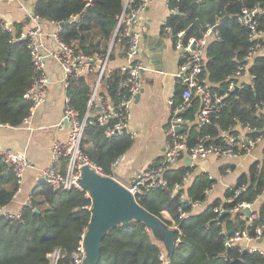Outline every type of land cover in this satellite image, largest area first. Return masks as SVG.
<instances>
[{"label":"trees","instance_id":"obj_1","mask_svg":"<svg viewBox=\"0 0 264 264\" xmlns=\"http://www.w3.org/2000/svg\"><path fill=\"white\" fill-rule=\"evenodd\" d=\"M128 5L126 7V4ZM170 8L177 7L167 22L177 34L185 30V37H202L208 26H216L218 36L210 39L207 60L201 79L223 98L219 111L210 123L195 122L202 102L194 96L186 116L192 121L185 127L190 143L207 136L212 142H223L222 131L235 132L238 124H249L250 136L264 133V53H259L248 67L253 76L245 86L228 91L234 81L232 75L243 64L244 56L255 44L249 29L238 16L243 7L258 8V27L264 30V0H168ZM141 0H37L34 12L43 19L63 22L60 38L76 52L87 55L109 54V61L116 55L125 57L128 40L123 37L120 17L125 9L138 8ZM79 15V20L73 17ZM1 21V20H0ZM9 31L0 26V123L19 126L30 113L31 102L24 97L36 74L27 39H14L22 31ZM114 41V42H113ZM113 42V44H112ZM263 45V39H259ZM117 48L119 51H117ZM95 76L96 77V72ZM125 77L121 67H116L104 80V90L115 101L122 92ZM94 80L82 75L69 80L67 93L71 104L85 114ZM181 90L176 101H181ZM133 137L123 133L107 137L104 127L88 122L85 128L84 150L91 161L105 175L114 176L116 161L132 146ZM188 178L186 179V177ZM168 184L137 196V201L158 216L167 225L177 224L179 241L171 257L173 264H231L242 258L243 264H264V256L257 252L244 253L238 243L228 247L225 240L237 229L254 233L264 214V201L257 218L247 220L245 214L233 209L241 202H253L264 192V158L254 162L249 171L241 174L227 188L223 198L208 201L207 188L216 180L207 172H195L192 165L180 163L166 171ZM18 189L13 166L0 155V206L14 199ZM32 196V206L23 212L25 222L18 218L0 215V264H50L49 254L56 248L62 250L61 264H70L82 233L92 217V199L85 190H63L41 181ZM182 195L186 198L182 197ZM231 199V201H229ZM189 201H202L205 205L192 210ZM39 211H34V208ZM219 208L220 210H216ZM170 214L167 218L164 212ZM181 211H187L181 217ZM255 213V212H253ZM164 246L158 243L143 221L132 219L113 227L103 239L98 264H159L158 255Z\"/></svg>","mask_w":264,"mask_h":264},{"label":"built area","instance_id":"obj_2","mask_svg":"<svg viewBox=\"0 0 264 264\" xmlns=\"http://www.w3.org/2000/svg\"><path fill=\"white\" fill-rule=\"evenodd\" d=\"M149 2L150 0H141V5L138 8H131L130 12L126 14L127 2L119 20V26L121 24L123 26L121 35L128 40V46L125 54V64L122 67L125 77L121 83L122 92L118 101L113 100L103 87L104 80L111 75L114 69L110 66L109 61L111 48L105 54L95 53L87 55L82 52L78 53L70 44L60 38V32L64 26L61 25L62 22H54L55 29L48 32L47 36L56 42V47L46 52L42 39V36L45 34L43 29L44 19L35 12L28 13L26 16V19L30 23L29 27L14 34V39H27L36 74L32 84L24 94V97L31 102L30 113L24 122L29 121L35 109L47 101L49 77L45 67L49 56H52L61 64L65 72L67 86L71 78L82 76L86 71H95L97 74L84 115L71 104L70 96L67 95L62 119L67 125V137L65 139L56 138L53 140L51 160L41 170L42 180L52 187L63 190L75 188L85 190L81 183L83 177L82 168L85 165H89L97 172L104 174L91 161L84 150L85 128L88 122H97L103 126L107 137L123 133H130L132 135L129 127L131 106L140 91V75L141 71L145 68L144 61L139 57L141 33L137 25L140 13ZM91 3L92 0H87V5ZM174 10H177V7L172 8V11ZM259 11L260 9L258 8L243 7L241 14L238 16L239 22L249 29V37L255 41V44L251 47L248 54L244 56L245 62L239 65L232 75L231 78L234 81L229 84L228 91L243 87L253 79V76L248 72V67L253 62L254 57L260 53L262 45L259 39L264 35V30L258 27L256 19V14ZM73 20H79V15L74 16ZM0 26L6 30L13 31L11 24L7 21L1 20ZM164 28L171 35L174 46L180 55V66L177 77L182 87L181 101L177 102L176 99L170 101L171 118L166 128L167 143L159 162L136 171L128 183L113 176L128 187L135 197L143 196L152 190L166 186L168 184V180L165 178L166 171L182 163L185 156L191 157L192 160L216 156L231 162L242 155H249L262 136H250L248 132L252 130L251 126L249 124H238L235 127V132L222 131L223 142L221 143L212 142L207 136L200 137L195 143H190L185 127L194 121L185 114L192 98L198 96L202 102L195 121L200 125L211 122L212 116L219 111L218 105L223 98L222 95L214 92L200 77L207 60V48L210 39L218 36L219 32L217 25H210L202 37L192 36L186 39V31L181 30L175 34L167 20L164 22ZM94 59H96L95 62H93ZM3 125L0 123V126ZM179 127L182 128L181 131H179ZM0 155L6 163L13 166L15 171L18 183V189L14 194L15 197L23 187L24 175L30 166V160L24 151L9 148H0ZM230 167L229 163L225 169H230ZM211 189L207 188L206 193L209 194ZM85 191L87 196L91 198L89 192ZM32 196H29L25 204L16 211L9 210L6 207L7 205L0 206V215L7 218H18L22 222H25L23 212L27 207L32 206ZM260 196L253 202L246 201L239 203L233 211H241L244 207L254 209ZM182 197L184 200L186 199V196L182 195ZM188 204H191L192 210H199L205 205L202 201H189ZM216 210L220 209L217 208ZM253 212L249 218L250 221L257 218V214ZM187 215V211H181V217H186ZM172 227L179 226L174 224ZM86 230L82 233L81 240L72 253L70 264H82L86 256L84 244ZM263 235L264 214L261 217L260 224L256 226L254 233H250L247 229H237L235 233L226 238L225 244L231 247L238 243L241 244L245 240L250 244L249 246H244L245 250L251 253L257 252L264 256V248L258 245V240ZM177 241H179V238H177ZM49 258L50 264H61L62 250L56 248L49 254ZM158 258L159 264H173L165 248L161 250Z\"/></svg>","mask_w":264,"mask_h":264},{"label":"crops","instance_id":"obj_3","mask_svg":"<svg viewBox=\"0 0 264 264\" xmlns=\"http://www.w3.org/2000/svg\"><path fill=\"white\" fill-rule=\"evenodd\" d=\"M36 1L0 0V19L11 24L14 30H17L16 23L21 24L25 30L30 25L26 16L34 12ZM172 12L168 0H150L139 15V57L144 61L145 68L140 75L138 98L135 97L131 106L129 127L133 143L116 163L114 173L116 178L126 183L136 171L159 162L167 143L166 128L171 118L170 101L176 99L178 90H182L177 77L180 66L179 51L164 28V22ZM43 29L45 34L42 39L46 52H49L56 47V42L47 36L48 32L55 29V23L44 19ZM262 39L260 53H264V35ZM124 64L125 57L122 55H116L110 61L112 68H122ZM45 69L49 77L46 103L35 109L29 121L19 126H0V148L24 151L30 160L22 189L6 206L11 211L18 210L29 196L35 195L36 188L43 181L41 170L51 160L53 140L67 137V125L62 120L68 95L65 72L52 56L48 57ZM94 72L86 71L84 76L92 82L95 78ZM263 158L264 133L249 155H242L231 162L208 156L192 160L190 165L194 166L195 172H207L216 180L208 194V201L211 202L216 198H223L227 188L233 185L241 174L248 172L254 162H261ZM182 162L185 163L184 160ZM229 163L230 169H225ZM263 201L264 192L254 206L255 214ZM164 214L167 218L171 217L167 211ZM260 239L258 245L264 248V235ZM241 244L250 245L245 240Z\"/></svg>","mask_w":264,"mask_h":264},{"label":"water","instance_id":"obj_4","mask_svg":"<svg viewBox=\"0 0 264 264\" xmlns=\"http://www.w3.org/2000/svg\"><path fill=\"white\" fill-rule=\"evenodd\" d=\"M61 25L64 23L62 22ZM95 61L96 59L93 60ZM178 129L181 131L182 128ZM184 161L190 165L192 158L185 156ZM82 171L81 183L92 199V217L84 236L86 256L82 264H98L101 258L102 242L109 230L118 224H126L132 219L143 221L154 238L163 244L168 257H172L178 243L179 227L167 225L143 207L129 188L115 177L101 174L89 165L83 166ZM34 211H39V208L35 207ZM241 211L246 214L248 220L253 209L244 207ZM244 253L248 251L245 250ZM243 262L242 258H236L231 264H243Z\"/></svg>","mask_w":264,"mask_h":264},{"label":"rangeland","instance_id":"obj_5","mask_svg":"<svg viewBox=\"0 0 264 264\" xmlns=\"http://www.w3.org/2000/svg\"><path fill=\"white\" fill-rule=\"evenodd\" d=\"M152 237L154 238V236L152 235ZM158 243H160L161 245H163L158 239L154 238Z\"/></svg>","mask_w":264,"mask_h":264}]
</instances>
